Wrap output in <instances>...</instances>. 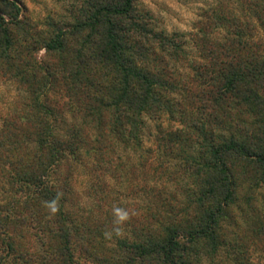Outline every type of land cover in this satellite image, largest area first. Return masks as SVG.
<instances>
[{"label":"trees","instance_id":"obj_1","mask_svg":"<svg viewBox=\"0 0 264 264\" xmlns=\"http://www.w3.org/2000/svg\"><path fill=\"white\" fill-rule=\"evenodd\" d=\"M70 6L0 0V74L30 98L0 127V264H264V0H219L189 38L138 0ZM80 166L133 203L105 181L69 209Z\"/></svg>","mask_w":264,"mask_h":264},{"label":"rangeland","instance_id":"obj_2","mask_svg":"<svg viewBox=\"0 0 264 264\" xmlns=\"http://www.w3.org/2000/svg\"><path fill=\"white\" fill-rule=\"evenodd\" d=\"M28 9L29 17L42 21L45 17L54 12L60 16H68L70 14L71 0H24ZM219 0H138L141 10L150 12L157 21V26L171 34L180 32L189 38L190 32L194 27V23L200 19L204 12L210 11L211 8L217 6ZM218 34L224 36L223 31ZM263 38L262 33L257 35ZM263 40V39H262ZM264 42V41H263ZM192 57L196 56V51L192 48L188 49ZM44 51H40L37 57L41 60ZM30 104V98L21 85L16 82L13 76H5L0 74V127L5 117L13 116L17 113H27V105ZM147 128L143 131L145 139L149 141L154 132L155 121L145 118ZM62 129V128H61ZM107 182L111 189H114L117 197L124 204H132L133 199L125 197L126 184H119L116 180L107 177H101L90 173L89 169L80 166L74 177V201L70 203L69 209L77 212H89L96 207L94 191H98ZM11 192L6 186L0 185V197H6ZM261 197L259 199V209L264 207V186L260 189ZM134 203H141V198H135ZM264 209V208H262ZM264 214V212H263ZM251 224L245 222L243 227L247 229ZM254 260L264 263V251H254Z\"/></svg>","mask_w":264,"mask_h":264}]
</instances>
